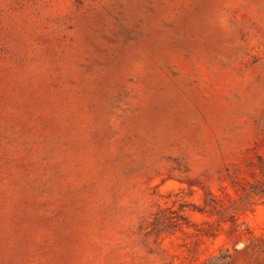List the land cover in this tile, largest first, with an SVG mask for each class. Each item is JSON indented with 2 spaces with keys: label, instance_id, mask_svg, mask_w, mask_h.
I'll return each instance as SVG.
<instances>
[{
  "label": "rangeland",
  "instance_id": "rangeland-1",
  "mask_svg": "<svg viewBox=\"0 0 264 264\" xmlns=\"http://www.w3.org/2000/svg\"><path fill=\"white\" fill-rule=\"evenodd\" d=\"M0 264H264V0H0Z\"/></svg>",
  "mask_w": 264,
  "mask_h": 264
}]
</instances>
